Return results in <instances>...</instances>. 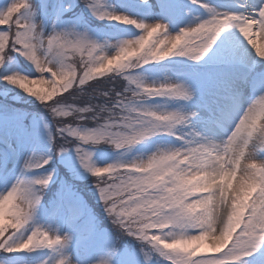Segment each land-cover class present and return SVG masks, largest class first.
Segmentation results:
<instances>
[{
    "label": "snow or ice",
    "instance_id": "6c2138e0",
    "mask_svg": "<svg viewBox=\"0 0 264 264\" xmlns=\"http://www.w3.org/2000/svg\"><path fill=\"white\" fill-rule=\"evenodd\" d=\"M188 3L203 8L208 16L194 18L195 23L189 22L175 33L169 31L162 19L145 22L126 12H117L101 0H68L56 8L57 20L64 12L82 5L97 20L131 25L139 31L134 38L120 39L111 45L114 52L106 54L105 45L90 34L86 18L74 14L73 20L61 21L64 26L59 30L54 20L52 30L45 34L42 24L25 18L34 15V11H23L31 7L29 0H12L0 7V26H7L0 30V66L10 61L14 53L30 62L37 75L11 72L0 76V80L18 87L48 109L55 126L48 133L50 141L56 140L54 152L74 148L80 165L95 177L94 186L104 212L120 236L144 242L169 264H248L244 258L254 254V264H264V157L260 156L264 145L255 147V155L249 161V151L261 128L260 125L248 127L247 122L237 127L247 107L242 112L239 107L233 111L223 107L210 109L215 112L218 124L235 120L226 139L217 143L190 128L185 112L156 110L142 103L156 97L187 101L192 92L185 83L167 77L147 83L139 76L125 74L127 69L169 57L199 62L227 30H234L247 45L250 42L245 37L249 33L255 36L264 33V0L251 4L241 2L237 5L240 10L235 12L217 11L203 0H188ZM137 8L145 12L158 9L159 15L170 20L178 10L174 0H156L151 5L149 0H139ZM79 25H83V30H78ZM185 37L194 41V46L178 51ZM255 57L264 60V53ZM211 59L227 63L231 61V54L225 49ZM117 77L127 81L120 90L116 87L119 85ZM236 80L232 75L225 78L221 86L227 93L234 94ZM246 82L260 91L252 101L264 98V73H249ZM34 85L47 87L37 91ZM76 101H81L83 106ZM87 121L95 127H84ZM146 125L151 127H144ZM158 134L175 136L180 144L161 150L159 159L166 164L156 169L151 162L142 165L140 171L134 170L135 165L126 168L118 162L102 167L90 163L92 153L86 146L107 142L121 148L124 143L145 141ZM10 158L8 150L0 151V167L6 166ZM50 159L51 156H27L21 175L4 191L6 194H0V201H7L9 196L14 202L24 201V206L15 204L14 221L7 222L10 227L0 231V253L66 250L71 246L74 240L71 232L50 231L38 224L26 227L40 204L41 191L53 179V171L32 178H26L23 173L45 168ZM197 176L203 178V183L189 189V182ZM245 198L247 203L239 227L226 241L219 242L226 229L212 235L217 213L226 207L231 215L232 205ZM194 201L200 206L195 213L192 211ZM69 211L82 215L71 206ZM135 217L145 223L139 224ZM77 230L92 231L94 226L85 221L82 227H72V231ZM207 237L217 243H207ZM105 240V255L97 258L95 264H112V257L117 255L114 241L107 237ZM179 241H184L183 246ZM148 259V252H144L145 264ZM73 262L71 253L61 251L55 259L46 258L38 264ZM0 264L6 262L0 261ZM116 264H136V261L122 254Z\"/></svg>",
    "mask_w": 264,
    "mask_h": 264
},
{
    "label": "rangeland",
    "instance_id": "374dc122",
    "mask_svg": "<svg viewBox=\"0 0 264 264\" xmlns=\"http://www.w3.org/2000/svg\"><path fill=\"white\" fill-rule=\"evenodd\" d=\"M10 2H12V0H0V7H4ZM67 2L68 0H29L31 7L24 11H34V15L25 18L31 19L35 23L42 24V31L45 34L52 30L54 20L57 21V28L59 30L60 27L64 26V23L61 21L67 22L74 19L60 20L59 18V20H57L55 16L56 8ZM203 2L220 12L239 11L240 9L237 5L241 3L240 0L236 2L234 0H203ZM101 3L106 6L114 7L117 12H126L130 16L144 20L145 22H151L154 19H162L163 22L168 24L171 33H175L180 27H184L189 22L195 23L196 20L194 18L205 19L208 16V13L203 8L202 10L200 9L201 11H198L196 9L198 5H191L188 3V0H174V3L178 6V10L177 14L171 20L167 16L159 15L158 9H149V11L145 12L137 8L139 0H101ZM155 3L156 0H149L150 5ZM185 7L187 8V12H185ZM202 11L204 12L202 13ZM74 14L86 18V21L90 23H93L92 21L96 22L95 27L91 25L86 26L90 34L105 45L104 51L106 54H112L114 52V48L111 47V45H114L120 39H131L139 35V31L131 25H123L115 21L97 20L95 17H92L82 5H79L71 11L64 12L62 16ZM0 27L2 30L6 29L7 26ZM78 30H83V25H79ZM253 38L257 40L259 46L261 44L259 36L254 35ZM225 49L231 54L230 62L219 65L221 62L211 59L218 56L220 51ZM253 51L254 50L243 41L238 33L234 30H227L215 42L213 49H211L199 62H194L184 57H169L164 61L146 64L147 66L149 65L150 68L146 66L144 68L143 65V67L141 66L140 68L127 69L125 74L139 76L147 83L163 80L165 77L185 83L192 92L191 99L187 101L156 97L142 101V103L156 110H175L185 113H195V115L188 118V126L200 132L202 136H208L219 143L226 139L227 135L232 131L235 120L218 124L215 119V112L210 109L223 107L228 111H233L239 107L240 112H242L243 109L260 94L258 89L253 88L246 82L249 73H264V60L256 58ZM18 57L22 60V64L16 61ZM12 59L15 61V64L10 65L5 74L18 72L26 76L37 75L34 66L23 57L13 53ZM76 59L78 60L79 56H77ZM165 62L173 65L175 68L177 67L178 69L176 70L179 72L184 69H194L195 75L188 76L187 74H180L177 72H172V74L167 70L169 68L168 66H166L167 69L163 67V63ZM211 64L216 65L217 68H213L212 70H208L210 68H205ZM232 75L237 77L236 88L234 94H229L221 84L225 78ZM117 79L120 80L117 86L118 88L127 85V81L120 79V77ZM32 87L41 90L47 86L34 85ZM0 102L3 103V105L0 104V143H3L4 147L9 149L11 154V158L7 165L0 167V194H6L4 191L10 188L16 178L21 175V166L27 156H51L49 164L52 166L53 183L48 184V186L43 189L41 201L37 207L33 220L30 221L29 225L26 227L38 224L50 231L56 230L61 233L71 232L74 236L71 246L66 250L49 251L45 249L36 250L34 252L10 253L7 255L0 253V258H3L6 264H38V261L46 258L51 261L60 255L61 251L71 253L72 259L76 261V264H90V262L105 255V237L114 241L117 249V255L112 257V264H116L122 254L134 258L136 264H145L144 252H148L149 254L147 264H169L163 257H159L158 253L149 251L150 246L145 243H143V246L139 243L127 245L123 240L125 243L121 244L108 228H105V226L98 222L97 217L99 212L97 213V205L92 200L94 197L100 199L98 192L95 186H93V188L84 189L82 181L87 175L94 181L95 177L80 165L73 147H69L66 152H54L53 146L56 140L53 138V140L50 141L48 133L46 132V130H50V132L53 131L54 128L51 126L54 125L52 124L51 115L49 116V114L45 112L44 106L40 102H38L37 106L29 104L28 107L24 108L26 110L25 112L18 110L16 106H10L8 103L2 102L1 99ZM76 103H78L79 106H83L81 101H76ZM37 113L46 114L45 116L49 118L51 123H49L42 114L38 115ZM238 116L239 113L236 115L237 119ZM45 125L48 126L47 129ZM84 127L92 128L95 127V125L91 121H87L84 123ZM159 135L160 134L142 141L140 144L135 145L130 151H125L124 149L114 150L111 146L103 143L96 147L86 146V150L92 153L90 163L96 167H102L117 161L126 162L132 159L133 156L147 155L154 151L157 146L166 149L177 147L180 144V141H178L175 136L168 135L171 139L165 140L158 137ZM177 135H179L178 132ZM1 144L0 146H2ZM9 144L11 145L10 148ZM4 147H0V151L6 150ZM13 149L15 150L14 152H12ZM45 151L49 152V155H47ZM260 156L264 157V152H261ZM10 162L13 166H8ZM42 202H44L43 204H45V207ZM69 206L77 212L82 213V215H75L72 211H69ZM85 221L92 222L94 230L72 231L73 226L82 227ZM129 243L131 242L129 241ZM204 247H206V245ZM142 248L143 252L141 251ZM255 255L256 254H254L253 257L244 259L248 264H254Z\"/></svg>",
    "mask_w": 264,
    "mask_h": 264
},
{
    "label": "clouds",
    "instance_id": "9594fccd",
    "mask_svg": "<svg viewBox=\"0 0 264 264\" xmlns=\"http://www.w3.org/2000/svg\"><path fill=\"white\" fill-rule=\"evenodd\" d=\"M253 36L254 35L249 33V35H247L245 39H247L250 42L249 46L251 47L252 50H254L253 51L254 54L259 56L261 53H264V44H260L258 47L257 40L254 39ZM259 38L261 41H264V33H261L259 35ZM194 43L195 42L192 41L189 37H185V40L181 42V45L179 46L178 51H183L184 48H191L194 46ZM125 55H127V53ZM192 113L193 112H186L185 114L189 118L190 116H192L191 115ZM246 122H247L248 127H255L256 125L259 124L261 128L260 134L256 136L255 141L253 142V147L249 151V161H251L255 155V147L257 145H264V98L256 99L247 106L244 114L239 117V124H237V127L239 128L240 125H244ZM144 127L150 128L151 125H146ZM142 141L143 140L138 139L132 144L124 143L121 148H117L113 144L107 143V142L103 144L111 146L114 150L124 149L125 151H130L135 145L140 144ZM100 144L102 143H98L94 147L99 146ZM163 149L165 148H161L157 146L154 151H152L151 153L147 155H144V156L137 155V156H133L132 159L126 162H120V161H117V162L120 164V166L126 167V168H130L131 166L135 165L134 170H137V171L142 170V165H144L145 163L151 162L153 165V169H156L160 167L162 164H166V162L161 161L159 159L160 152ZM143 170L147 171L146 169H143ZM202 183H203V178L197 176L189 182L188 188L195 189L199 187ZM42 192L43 190L41 191V197H42ZM16 203L17 201L14 202L10 196L7 201H0V231L10 227V224L7 223L8 221L10 220L14 221L12 211ZM18 203L21 206H24L23 200L18 201ZM246 203H247V199L245 198L233 204L231 215L229 214V210L226 207L221 208L219 210V212L217 213L216 220H215V229L212 233L213 236H216L220 233L222 229H226L224 235L220 236L219 242L226 241L231 236V234L235 231V229L239 227V221L244 214V210H245L244 206L246 205ZM193 204H194V207L192 211L195 213L199 211L200 206L196 205L195 201L193 202ZM134 219H136L139 224L145 223V221L141 219L140 217H135ZM233 221H236V223L233 224L232 223ZM110 222L112 223L111 220ZM113 227L115 228V225H113ZM206 240H207V243L212 244V245H215L217 243V241H214L212 237H207ZM178 243L181 246H183L184 241H179ZM149 251H152V250L149 249ZM73 264H76V262L74 261ZM90 264H95V262L92 261L90 262Z\"/></svg>",
    "mask_w": 264,
    "mask_h": 264
},
{
    "label": "trees",
    "instance_id": "16d2710c",
    "mask_svg": "<svg viewBox=\"0 0 264 264\" xmlns=\"http://www.w3.org/2000/svg\"><path fill=\"white\" fill-rule=\"evenodd\" d=\"M108 4V3H107ZM24 11V10H23ZM77 11V10H76ZM74 11V12H76ZM88 23H90L89 21H87ZM93 23H90L91 25H93L95 27V21H92ZM16 61L18 62H21L20 64H22V60L18 57L16 58ZM12 64H15V61L13 59H11L10 61H6L4 63V65L0 66V76H2L3 74H5V72L7 71V68L12 65ZM130 70V69H129ZM105 75H110V73H105ZM118 78V77H117ZM118 80V79H117ZM120 82V80H118ZM117 87V86H116ZM121 87H117V90H120ZM35 90L39 91L37 88H34ZM0 99L5 101L6 103H8L10 106H16V108L20 111H23L25 110L24 108L28 107L29 104L33 105V106H37L38 104V100L30 95H27L25 94L23 91H21L18 87H15V86H12L10 84H8L7 82L3 81V80H0ZM59 95V93H58ZM1 105H3V103L0 102ZM78 104V103H77ZM79 105V104H78ZM44 110L46 113L49 114V116L51 115L49 113V111L44 107ZM26 111V110H25ZM46 115V114H45ZM52 118V116H50ZM47 119L49 120V118L47 117ZM50 121V120H49ZM51 123V121H50ZM51 125V124H50ZM52 128H54V126H51ZM47 133L50 132V130H46ZM45 153L47 155H49V152H46ZM45 167H48L46 170L44 171H36L34 173H32L28 178H32L34 176H37V175H40V174H43V173H46L47 171H50L52 170V166L50 164H48L47 166ZM51 167V169H50ZM64 176V175H63ZM53 180V179H52ZM50 181V183H53V181ZM83 185H84V189H88V188H93V186L95 185V181L90 179V177L87 175L83 180ZM49 183V184H50ZM93 196V195H92ZM94 197V196H93ZM93 202L97 205V213H98V222L105 226V228H108V230L111 231V233L113 234L114 237H116V239L118 240V242L120 241L121 244L125 243L127 245H133V244H136V243H139L143 246V243L142 241H138L137 239H135L134 237H130V236H127V235H123V236H120L119 233L116 231V229L113 227L112 223L110 222V220L108 219L107 215L105 214L104 212V209H103V204L102 202L100 201V199L94 197L93 199ZM118 237V238H117ZM125 242H124V241ZM129 241L131 243H129ZM141 246V247H142ZM0 260L2 261H5L3 258Z\"/></svg>",
    "mask_w": 264,
    "mask_h": 264
},
{
    "label": "bare ground",
    "instance_id": "6f19581e",
    "mask_svg": "<svg viewBox=\"0 0 264 264\" xmlns=\"http://www.w3.org/2000/svg\"><path fill=\"white\" fill-rule=\"evenodd\" d=\"M234 1L236 2L238 0H234ZM240 2H245V3L251 4V3H254L255 0H240ZM259 41L261 42V44H264V41H261L260 38H259Z\"/></svg>",
    "mask_w": 264,
    "mask_h": 264
}]
</instances>
